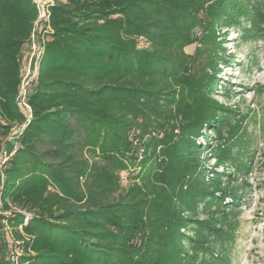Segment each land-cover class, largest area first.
I'll use <instances>...</instances> for the list:
<instances>
[{"label": "trees", "instance_id": "1", "mask_svg": "<svg viewBox=\"0 0 264 264\" xmlns=\"http://www.w3.org/2000/svg\"><path fill=\"white\" fill-rule=\"evenodd\" d=\"M262 5L55 0L32 115L0 174L19 264H231L248 176L264 163V110L213 97L217 31L245 17V40H264ZM39 14L35 0H0L1 142L28 120L17 99ZM195 39L205 47L188 54ZM207 127L211 153L231 166L208 181L196 141ZM124 171L135 176L126 186Z\"/></svg>", "mask_w": 264, "mask_h": 264}, {"label": "rangeland", "instance_id": "2", "mask_svg": "<svg viewBox=\"0 0 264 264\" xmlns=\"http://www.w3.org/2000/svg\"><path fill=\"white\" fill-rule=\"evenodd\" d=\"M46 4V9L49 11L48 21L41 25L40 35L33 36L31 44L28 45L27 53L24 61V74L22 80L23 85L20 87L18 96V104L24 106L26 114L29 113L28 108L24 103L28 101V89L25 92L24 88L31 84V79L34 78L37 66V57L39 52L44 49L45 41L42 36L43 30H49L51 27L50 16L51 7L55 4V0H39ZM258 4L260 0H253ZM48 4V5H47ZM264 9V5L261 6ZM241 24L234 23L221 25L218 27V39L223 41L224 49L220 50L222 55L219 61L220 70L217 73L219 80L214 85L213 97L220 103L235 107L240 106L242 110L262 112L264 110V40L256 39L255 37L245 40L244 27L250 26V21L245 17H241ZM52 28V27H51ZM202 29H196L195 36L200 38ZM47 35L48 33L45 32ZM46 39V37H45ZM205 45L200 40H196L184 47L188 54H193L198 48H204ZM259 59L260 64L252 70L248 69V63L251 58ZM234 58V59H232ZM29 84H27V82ZM225 86L229 87L225 89ZM264 89V88H263ZM243 92V94H240ZM29 104V103H27ZM23 124H17L9 137L0 141V153L9 154L14 148L18 138H16V131L22 127ZM213 131L209 127L203 129L202 135L196 138L198 144L202 145L200 157L203 163L205 179L211 180L215 172H230L231 166L223 163L218 164V161L211 153V145L213 140L206 137L207 134H212ZM3 145H5L3 147ZM10 158V157H9ZM134 173L128 171L122 172V183L128 185L134 180ZM250 186L245 189L247 192V199L240 205V225L239 233L236 238V244L230 251L231 264H264V163L258 161L255 163L253 171L248 176ZM1 191V188H0ZM240 192L242 190L240 189ZM218 196H224L220 191H216ZM224 202H232L231 195L224 196ZM199 218H207L208 211L203 208V203L199 205ZM0 213V264H11V251L22 253V248L19 243L13 240L11 229L7 221V216L11 215L12 210H5L3 207ZM187 217V211L183 213ZM186 236H192L194 229L182 228ZM186 249L190 250L188 239L184 240Z\"/></svg>", "mask_w": 264, "mask_h": 264}, {"label": "built area", "instance_id": "3", "mask_svg": "<svg viewBox=\"0 0 264 264\" xmlns=\"http://www.w3.org/2000/svg\"><path fill=\"white\" fill-rule=\"evenodd\" d=\"M36 2H37V4H38V7H39V9H40V14H39V18H38V20L36 21V23H35V28H34V32L32 33V36H31V41H32V38H33V36L35 37L36 35H40V32H41V30H40V28H41V25L45 22V21H48V18H49V11H47V9H46V4L44 3H42L41 1H39V0H35ZM48 5V4H47ZM42 31L44 32V34H43V36H42V38H43V40L45 41V36H46V34H45V32H47V33H50V32H52L53 31V29L50 27V29L49 30H43L42 29ZM36 34V35H35ZM31 41H30V43H29V45L31 44ZM45 49V48H44ZM44 49H42L40 52H39V54H38V57H37V66H36V74H35V76H34V78H36V76L38 75V72H39V64H40V61H41V58H42V56H43V54H44ZM33 78V79H34ZM24 79V78H23ZM33 79H31V80H33ZM24 80H22V82H23ZM29 82L30 81H28L27 82V84H29ZM21 85H23V84H21ZM21 87V86H20ZM29 88V86H27V87H25L24 88V91L26 92L27 91V89ZM19 92H20V90H19ZM21 93L22 92H20V95H21ZM28 103V102H27ZM27 103H24L25 104V106L28 108V110H29V113H28V120L30 121V118H31V115H32V113H31V107H30V105L29 104H27ZM21 107L24 109L25 107L24 106H22L21 105ZM26 109V108H25ZM25 125V124H24ZM24 125L21 127V128H19L17 131H16V138H18L17 139V141H16V143H15V145H14V148H12V151L9 153V154H7V153H5V151H3V154L2 153H0V174H1V177H2V171H3V167H4V165H5V163L7 162V160L9 159V157L15 152V151H17V149L18 148H20L22 145H21V143H20V137H21V135H22V133H23V130H24ZM5 145H3V147H4ZM2 207H3V202H2V197H1V193H0V213H1V209H2ZM19 252H17V251H11V258H10V261H11V264H19Z\"/></svg>", "mask_w": 264, "mask_h": 264}, {"label": "water", "instance_id": "4", "mask_svg": "<svg viewBox=\"0 0 264 264\" xmlns=\"http://www.w3.org/2000/svg\"><path fill=\"white\" fill-rule=\"evenodd\" d=\"M28 123H29V120H27L26 124L24 125V128H25V126H26Z\"/></svg>", "mask_w": 264, "mask_h": 264}]
</instances>
